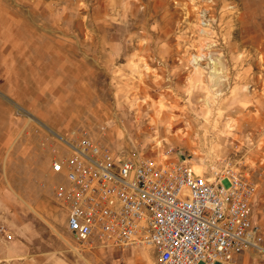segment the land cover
<instances>
[{
  "label": "rangeland",
  "instance_id": "374dc122",
  "mask_svg": "<svg viewBox=\"0 0 264 264\" xmlns=\"http://www.w3.org/2000/svg\"><path fill=\"white\" fill-rule=\"evenodd\" d=\"M81 133L134 160L230 158L264 249V0H0V264H155L66 231L50 163Z\"/></svg>",
  "mask_w": 264,
  "mask_h": 264
},
{
  "label": "built area",
  "instance_id": "2783aa9c",
  "mask_svg": "<svg viewBox=\"0 0 264 264\" xmlns=\"http://www.w3.org/2000/svg\"><path fill=\"white\" fill-rule=\"evenodd\" d=\"M60 139L65 151L50 163L61 178L54 198L77 245L150 247L155 264H225L263 249L256 184L230 158L134 160L85 133Z\"/></svg>",
  "mask_w": 264,
  "mask_h": 264
},
{
  "label": "bare ground",
  "instance_id": "6f19581e",
  "mask_svg": "<svg viewBox=\"0 0 264 264\" xmlns=\"http://www.w3.org/2000/svg\"><path fill=\"white\" fill-rule=\"evenodd\" d=\"M197 55V54H196ZM59 139H60V137H59ZM218 151V150H217ZM194 167H195V165H193ZM195 168H199V166H197V167H195ZM198 170V169H197ZM260 251H262V252H264V249H262V250H260Z\"/></svg>",
  "mask_w": 264,
  "mask_h": 264
}]
</instances>
